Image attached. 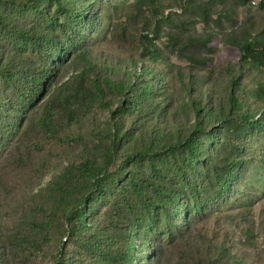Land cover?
<instances>
[{
    "label": "rangeland",
    "instance_id": "obj_1",
    "mask_svg": "<svg viewBox=\"0 0 264 264\" xmlns=\"http://www.w3.org/2000/svg\"><path fill=\"white\" fill-rule=\"evenodd\" d=\"M25 1L0 3V55L7 51L10 60L18 65L28 61L33 71L48 62L51 72L44 84V100L18 109L27 117L24 128L0 146V182H6L2 178L9 163L7 156L19 139L21 147L12 152V163L20 150L26 149L31 155L27 168L18 172V179L9 178L7 188L1 189L0 225L5 234L0 237V253L6 258L4 264H61L51 229L44 230L38 243L14 245L8 241L9 221L22 216L21 207L28 213V203L22 206L24 200L47 189L52 178L68 162H77L84 152H89L101 166L108 165L113 128L124 129L128 119L142 115L144 122L150 121L144 137L137 135L138 141L124 146V153L141 147L143 142L156 143L158 133L163 135V144L175 142L205 116L204 129L209 149L212 147L204 157L206 171L194 183L180 187L182 202H186L183 211L191 216L195 247L199 240L197 247L218 264H234V257L243 264H264V96L260 97L259 91L264 83V66L245 67L237 80L242 61H251L241 50L244 41L255 43L257 48L263 45L264 8L247 0ZM16 26L27 29V33H16ZM155 31L162 56L150 63L144 59L142 37L153 36ZM171 32L182 36L185 43L170 38ZM23 34L27 37L23 38ZM48 34L56 41L51 47L47 41H40ZM83 57L94 64L90 72ZM146 64L157 76H146L150 83L155 82L154 93L144 99L143 113H131L128 93L121 96L113 88L134 80V74L129 72L144 77ZM234 81H240V85ZM106 82L114 83L112 92L107 89L106 97L100 101L95 97V84L106 88ZM64 84L67 87L62 89ZM232 91L237 92L240 103L235 111L230 100ZM150 102L158 106V113L149 114ZM48 103L59 115L60 138L70 141L55 143L36 123ZM194 103L200 106V112ZM207 114L214 116L208 120ZM250 115L261 127L252 128L243 120ZM149 126L157 127L156 132L148 130ZM122 152L116 153L111 170L124 160ZM150 153L152 159L138 161L140 174L147 175L155 162L162 167L167 160V165L172 166L169 159L174 157L168 149L153 148ZM14 164L17 167V162ZM97 208L98 220L103 219L109 207L101 203ZM156 244L154 240L151 244L139 241L138 264H151L156 258ZM221 246L229 249L230 259L222 258ZM87 256L89 252L83 245H74L66 259L72 264H86ZM177 262L178 258L169 251L163 264Z\"/></svg>",
    "mask_w": 264,
    "mask_h": 264
},
{
    "label": "trees",
    "instance_id": "obj_2",
    "mask_svg": "<svg viewBox=\"0 0 264 264\" xmlns=\"http://www.w3.org/2000/svg\"><path fill=\"white\" fill-rule=\"evenodd\" d=\"M30 1L26 0L25 3ZM247 1L252 3V0ZM2 2L4 0H0V3ZM12 3L14 4V0ZM260 5L264 8V1ZM1 16L4 20L3 12ZM16 33H27V29L21 30L16 26ZM22 37H27V34H23ZM169 37L177 38L182 44L185 43L182 36L175 32L169 33ZM142 38L145 40L146 49L144 59L150 63L160 60L162 49L157 44L158 33L155 31L153 36L144 35ZM263 40H260L263 45L259 48L249 40L242 44L241 50L244 56L251 61L247 59L242 61L239 66L241 75L237 77V80L241 78L245 67L255 64L264 66ZM40 41L41 43L47 41L49 47L56 43L55 38L50 34L42 37ZM6 53L7 51L0 55V146L10 139L11 135H15L17 131H22L24 128L27 117L25 118L18 109L27 103L44 100L46 93L44 84L49 80L51 72L48 62L46 66L40 65L39 70L33 71L28 61V64L24 61L18 65L11 61V56ZM83 58L90 65L87 69L90 72L94 64L87 57ZM131 65L135 66L134 62ZM143 69L147 73L144 77L142 74L129 72L134 74V80L131 79L127 84L122 82L114 88L112 82H106V88L105 85L96 83L95 97L101 101L106 97V90L110 92L112 88L117 90L121 96L127 92L130 112L143 113L144 105H146L144 99L154 93L155 82L150 83L149 79L157 77L147 64ZM148 75L151 76L149 79L146 77ZM234 84L240 85V81H234ZM64 85L62 89L67 87V84ZM259 91L260 97H263L264 83L260 84ZM235 93L237 92L232 91L230 96L233 111L240 105L239 97ZM52 105L48 103L43 115L36 123L46 130L55 143L70 141L69 138L66 140L60 138L57 129L61 122ZM194 105L200 112V106L195 103ZM123 106L121 103V107ZM147 107L151 109V111L148 110L150 115L159 112L158 106H154L152 102L147 103ZM124 109L127 110L125 106ZM126 115L129 116V113ZM213 116V114H207V119ZM251 116L244 117L243 120L252 128L261 127L260 122H256ZM144 119L143 115L133 120L128 119L130 122L128 125L124 122L126 124L124 129L113 128L112 141L107 149L108 165L105 163L101 166L96 159H93L94 157L91 158L89 152L87 154L84 152L77 162H68L63 171L52 178L47 189L31 194L28 200L25 199L22 206L28 203L29 212L27 213L24 207H21L22 216L14 222L9 221L11 225L7 228L10 231L9 243L14 245H22L27 241L38 243V240L44 236V230L51 229L54 237L53 243L58 250L57 255L60 257L61 264L73 263V261H67L66 254L74 245H83L88 250L89 256L86 257V264H138L139 241L151 244L152 240L157 243V248L156 258L151 260V264H163L169 251L178 258L177 264H218L215 259L207 258L208 252L197 247L199 240L195 247L196 239L192 234L191 216H187L183 211L186 202H182L180 190L182 185L192 184L200 179L206 171L204 157H207L208 150L212 147L209 149L210 140L204 129L207 123L205 116L198 119L195 127L185 137L177 138L175 142L173 140V142L165 143L166 145L163 144V135L158 133L156 143L143 142L141 147L124 153V146L127 147L132 141L134 142L137 135L144 137L143 132L150 122H144ZM156 129L157 127H148V130L154 133ZM21 143L19 139L8 153L9 163L4 167L2 178L6 182H0L2 186L0 194L1 189L7 188L9 178L18 179V172L25 170L27 168L25 164L31 159L26 149L20 150L17 154L18 159L14 161L17 162V167H13L15 164L12 163L14 158L12 152L21 147ZM157 147L166 148L171 152L174 157L173 160L169 159L172 163L171 167L167 165V160L162 167L158 162L152 163L150 152L153 148L158 149ZM119 150H123L122 154L125 158L117 169L111 170L110 167ZM1 152L2 148L0 154ZM147 157L151 158L148 162L152 163L149 172L147 175L140 174L137 169L138 161ZM163 173H167L166 176H163ZM101 203L106 204L109 211L103 219L98 220L96 210ZM0 216H3L1 202ZM4 229L0 225V237L5 234ZM219 250L222 258L232 257L225 246H221ZM176 251L180 255L175 253ZM4 263H6V258L0 253V264ZM234 264L243 263L234 257Z\"/></svg>",
    "mask_w": 264,
    "mask_h": 264
},
{
    "label": "built area",
    "instance_id": "obj_3",
    "mask_svg": "<svg viewBox=\"0 0 264 264\" xmlns=\"http://www.w3.org/2000/svg\"><path fill=\"white\" fill-rule=\"evenodd\" d=\"M264 0H252V4L255 6L260 5Z\"/></svg>",
    "mask_w": 264,
    "mask_h": 264
}]
</instances>
